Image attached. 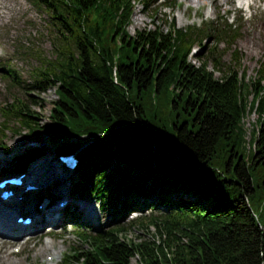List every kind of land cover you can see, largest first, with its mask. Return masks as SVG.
I'll return each instance as SVG.
<instances>
[{"label":"trees","instance_id":"16d2710c","mask_svg":"<svg viewBox=\"0 0 264 264\" xmlns=\"http://www.w3.org/2000/svg\"><path fill=\"white\" fill-rule=\"evenodd\" d=\"M33 2L53 36L51 56L39 57L30 86L53 88L56 99L45 124L20 97L1 105L0 135L13 123L38 143L43 134L95 136L70 176L77 189L115 219L150 212L146 222L167 236L128 242L120 225L86 232L69 208L86 248L70 246L63 264H128L134 255L139 264H264V70L245 81L240 59L224 64L215 52L238 36L231 14L130 33L135 3L146 0ZM209 38L216 46L194 55ZM7 74L21 85L13 70ZM42 153L30 147L14 170Z\"/></svg>","mask_w":264,"mask_h":264},{"label":"rangeland","instance_id":"374dc122","mask_svg":"<svg viewBox=\"0 0 264 264\" xmlns=\"http://www.w3.org/2000/svg\"><path fill=\"white\" fill-rule=\"evenodd\" d=\"M154 1L156 0H146L145 6L135 3L129 26L130 33H134L136 29L140 30L158 25L166 28L172 20L176 26L184 27L191 22H198L201 15H205L208 19H215L216 17L221 18L228 11H231L235 12L239 18V14L242 15L243 13L245 16L237 21V25L240 27L238 36L230 48L225 44L216 46L215 40L209 38L200 47L195 45L192 52L194 55H203L206 54L207 50L216 46L215 52L223 54L221 61L224 64L232 62L236 56L240 59V74L243 70L245 71V81L254 78L256 69L259 67L264 70V0H246L245 2L243 0H164L166 6L153 4ZM246 3L249 4V8ZM52 36L53 32L49 30L47 25V14L32 0H0V106L15 97H20L27 101L29 107L35 109L36 118L43 124L48 122L49 111L53 107L56 95L53 88L39 92L32 89L30 84L32 83V72L37 66L39 57L51 56ZM234 48L236 52H233ZM191 61L198 64V60L194 56H191ZM7 70H13L17 74L21 85H17L11 80ZM262 84L264 85V81ZM255 119V114L246 115L244 117L246 127L250 129ZM2 120L0 114V122ZM0 136L7 149L0 148V171L10 165L12 166V157L32 146L40 145L44 153L41 156L42 159L38 157V161H43V159H47V162L53 161L55 148L60 142L55 137L45 134L41 136L39 143L28 140L23 132L17 131V126L13 123L10 124V129L4 130V135ZM92 137L67 138L63 142L68 144L69 149H81V146L89 142ZM64 181L69 186L65 195H69L72 199L76 198L72 192L73 189H71L72 181L67 178ZM49 190L51 187L42 191ZM191 193L188 191L187 194ZM79 198L81 200L80 205L83 202H90L91 206L96 208L94 213L100 214L99 218L94 220L95 223L109 226L120 225L123 228L121 239H126L128 242L132 240L134 242L160 243L163 238L167 237L146 222L148 213L141 216L133 215L132 218L129 216L127 220L118 222L106 212L98 211V200L95 198L87 195L79 196ZM56 201L58 203L62 199L55 200L51 204H56ZM71 203L69 202V204ZM57 218L58 222L54 226L42 228V232L35 233L34 237L23 245V241H16L9 247L13 256H8L7 260L0 259V264H62V256L70 246L79 249L86 248V245L80 246L72 226L65 229L60 227V224L67 220H63L60 210L57 212ZM134 219H141L144 222L143 224H140V221L131 223ZM2 245L0 243V254L3 255V251L6 252L5 250L8 248ZM139 263L140 257L134 255L128 264Z\"/></svg>","mask_w":264,"mask_h":264},{"label":"bare ground","instance_id":"6f19581e","mask_svg":"<svg viewBox=\"0 0 264 264\" xmlns=\"http://www.w3.org/2000/svg\"><path fill=\"white\" fill-rule=\"evenodd\" d=\"M37 159H33L28 164L29 167L23 177V181L29 182L34 189L26 190L22 185V187H17L18 190L14 191L13 197L7 200L0 197V243L8 248L5 250L6 252L3 251V255L0 254L1 260H7L8 256H13L9 247L16 241H23V245L31 240L35 233L42 232V228L58 222V209L56 204H51L52 198L63 197L66 201L70 199L69 195H65L69 186L64 181L65 177L57 171V166L54 164L56 162H47V159L38 161ZM54 182L55 187L52 186L54 196L45 195L42 190L48 188L46 184H53ZM22 212L33 218L34 223L32 225L21 224L17 221V216ZM48 244L50 246V243ZM40 249L38 250L40 251Z\"/></svg>","mask_w":264,"mask_h":264}]
</instances>
